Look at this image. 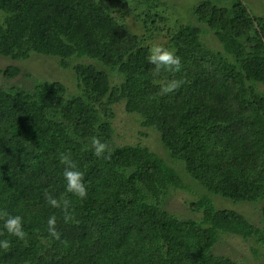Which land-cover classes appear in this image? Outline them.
I'll return each instance as SVG.
<instances>
[{
	"label": "trees",
	"instance_id": "obj_1",
	"mask_svg": "<svg viewBox=\"0 0 264 264\" xmlns=\"http://www.w3.org/2000/svg\"><path fill=\"white\" fill-rule=\"evenodd\" d=\"M216 1L194 5L200 24L167 30L161 46L175 49L182 67L156 73L147 56L158 44L145 31H128L96 0H0V54L26 49L58 57L64 68L69 58L88 57L123 77L111 87L107 71L76 65L85 91L76 97L60 82H37L31 91L0 87V212L20 215L26 232L19 240L0 227V239L10 241L0 264H237L211 252L223 234L264 247V204L256 226L211 198L256 201L264 193V15L247 0ZM149 12L163 20L158 10ZM137 16L146 26L147 16ZM203 26L223 51L203 42ZM170 80L182 84L161 95ZM119 92L128 110H153L151 124L169 159L139 145H107L111 125L97 124L91 97L112 101ZM97 138L110 158L94 155L90 141ZM65 156L85 174L86 199L66 191ZM174 161L208 193L191 203L199 220H180L147 198L184 187ZM51 216L59 240L49 235Z\"/></svg>",
	"mask_w": 264,
	"mask_h": 264
},
{
	"label": "rangeland",
	"instance_id": "obj_2",
	"mask_svg": "<svg viewBox=\"0 0 264 264\" xmlns=\"http://www.w3.org/2000/svg\"><path fill=\"white\" fill-rule=\"evenodd\" d=\"M101 5L109 17L122 24L128 31L140 34L145 31L150 36L149 42L162 45L167 39V30L176 28L179 23L200 24L196 21L193 13V7L200 0H156V3L149 0H96ZM150 2V3H149ZM216 2L224 4L227 0H217ZM253 7V10L264 15L263 0H247ZM158 10L160 18L155 20L151 17V10ZM147 13V14H146ZM138 14L147 16L148 23L143 27ZM5 14L0 12V24L4 21ZM153 19V20H152ZM201 36L203 42L210 48L223 51L214 34L206 26ZM152 37V38H151ZM68 67L61 65L60 59L55 56H46L35 53L34 51L26 52L21 49L12 55L0 54V87L4 90L11 88H21L31 91L37 82L51 83L60 82L66 89L68 97L84 95V85L79 83L76 65L93 64L98 69H103L109 73V82L111 87L120 84L123 77L118 75L114 66H105L96 59L88 57H73L66 61ZM7 67H18L19 73L7 75L2 71ZM165 77L158 76L156 81L162 82ZM120 86V85H119ZM119 86H117L119 88ZM122 93V92H121ZM119 92L112 101L106 98L94 99L91 101L97 108L99 122H109L111 125V136L106 140L110 147L122 145H139L147 147L152 152L158 154L164 159H169V150L163 145L157 129L151 124L153 110L144 108L145 111L139 112L128 110L126 98H118ZM114 99V100H113ZM110 102V103H109ZM108 110L111 116H108ZM92 143V141H90ZM174 167L180 175L183 188H167L163 191L148 193V200L156 204L160 209L176 216L180 220H199L201 213L194 210L192 202L197 200L198 196L207 191L199 183L190 178L187 172L182 168L179 161H174ZM216 208L233 210L240 213L246 220L261 226V208L264 204V193L256 201H233L218 195H211ZM211 252L217 256H226L231 258L237 264H264V247L255 243L252 239H244L236 235L223 234L219 236L218 242L213 246Z\"/></svg>",
	"mask_w": 264,
	"mask_h": 264
},
{
	"label": "clouds",
	"instance_id": "obj_3",
	"mask_svg": "<svg viewBox=\"0 0 264 264\" xmlns=\"http://www.w3.org/2000/svg\"><path fill=\"white\" fill-rule=\"evenodd\" d=\"M148 63L154 66V71L159 73L161 70L169 72H179L181 70V57L176 54L175 49L166 48L156 45L150 48L147 56ZM182 84L181 80H170L161 85V95H166L177 90ZM94 155L96 157L110 158V154L106 155L107 145L100 139H94L92 142ZM65 164L63 178L66 181V191L75 197L83 200L88 196V189L85 183V174L80 171L72 162L71 158L65 156L62 160ZM48 203L52 207H61L58 199L49 196ZM0 227L8 236L23 240L26 236L24 230L23 218L20 215H13L6 212H0ZM49 235L56 239H60V233L56 229V217L51 216L47 221ZM3 233L0 232V235ZM10 247L9 239H0V249H8Z\"/></svg>",
	"mask_w": 264,
	"mask_h": 264
}]
</instances>
